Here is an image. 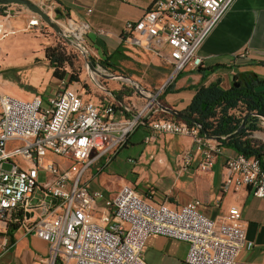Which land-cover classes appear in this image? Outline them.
I'll return each mask as SVG.
<instances>
[{
    "label": "built area",
    "instance_id": "built-area-1",
    "mask_svg": "<svg viewBox=\"0 0 264 264\" xmlns=\"http://www.w3.org/2000/svg\"><path fill=\"white\" fill-rule=\"evenodd\" d=\"M232 1L156 0L141 20L128 22L125 30L147 35L148 46H166L175 77L186 68L202 66L198 48ZM58 23L83 46L86 24ZM32 26H39V19ZM133 41L142 44L137 38ZM104 76L110 74L102 71L90 77L110 93L96 80H113ZM60 84L63 91L46 99L26 101L0 93V229L19 225L47 242L48 264H148L144 250L152 236L188 243L187 264H245L238 256L247 224L238 205L211 218L197 199L176 209L142 197L130 184L112 194L84 178L92 166H98L100 176L106 167L100 166L102 161H111L144 126L151 132L144 139L147 145L167 135L191 139L192 148L182 158L183 170L190 167L193 152L201 157L199 171L212 170L223 154L221 141L207 138L199 125L155 118L163 112L158 102L161 91L136 110L133 104L109 100L99 106L71 89L69 79ZM116 108L131 116L115 120ZM225 167L224 193L249 188L255 197L264 198L260 160L237 154L226 159ZM41 171L47 173L44 184L39 182Z\"/></svg>",
    "mask_w": 264,
    "mask_h": 264
},
{
    "label": "crops",
    "instance_id": "crops-1",
    "mask_svg": "<svg viewBox=\"0 0 264 264\" xmlns=\"http://www.w3.org/2000/svg\"><path fill=\"white\" fill-rule=\"evenodd\" d=\"M155 2L156 0H43L39 3L46 11L55 13L60 23L72 20L86 24L88 30L83 37V46L96 62L99 65L107 63V70L130 77L136 82L135 89L143 94L128 95L132 92V86L118 91L109 90L112 94L96 89L94 93L98 94L89 96H86L85 90L78 83L69 85L71 89L99 106L106 105V100H109L111 103L133 104L137 107L136 110L141 109L161 91L158 96L161 106L184 112L197 88L219 82L220 87L227 90L237 78L249 80V77L256 76L259 80H264V0H233L198 48L202 66L196 69L186 68L175 77H172L174 66L166 46H148L147 35L128 33L125 30L128 22L136 23L141 20ZM57 10L62 13L60 16L56 14ZM34 16L32 11L21 5L8 6L7 15L0 16V54L9 57L14 50H25L28 62L26 71H23L24 77L16 82L5 77V68L3 70L0 61V93L10 96L8 90H11L26 101L36 97L46 99L63 91L60 80L54 78V70L47 60L43 48L44 39L29 34L33 28L42 30V24L32 26ZM133 38L139 39L142 44H136ZM13 67L12 64L7 66L11 69ZM19 82L29 90L20 87ZM117 82L124 85L127 81ZM120 93L121 98L118 97ZM115 111V120L131 116L121 108H116ZM150 134L148 126L139 128L123 148L139 154V162L132 170L136 182L130 185L142 197L155 203H166L176 209L192 200H200L203 213L211 218L225 215L230 206L238 205L242 219L247 224L245 245L238 260L245 264H263L264 198L255 197L249 188H242L237 192L222 191V184L227 176L225 161L237 153L223 147V154L217 158L212 170L201 172L198 170L201 157L193 152L190 167L183 170L182 158L192 148L191 139L167 135L147 145L144 139ZM251 138L264 144V121L261 130L253 132ZM141 164L148 166L151 171L167 175L168 181L163 188L150 186V183L140 187V179L146 175L139 168ZM104 180L100 183V178L96 177L92 181V187H103L106 182H110L108 178ZM125 182L122 179L117 185ZM188 251L189 244L184 241L152 236L146 243L144 259L148 264H187ZM48 256L49 244L37 236L27 234L23 227L13 225L11 228L0 229V264H48Z\"/></svg>",
    "mask_w": 264,
    "mask_h": 264
},
{
    "label": "trees",
    "instance_id": "trees-1",
    "mask_svg": "<svg viewBox=\"0 0 264 264\" xmlns=\"http://www.w3.org/2000/svg\"><path fill=\"white\" fill-rule=\"evenodd\" d=\"M7 8L8 6L0 4V16L7 15ZM46 55L54 70V78L63 80L64 75L60 69L68 61L66 49L58 45L48 49ZM101 66L107 69V63ZM249 78H237L227 90L221 88L219 82L197 88L183 113L194 118L197 125L210 136L225 138L221 141L224 148L254 157L260 160L264 168V144L251 138L253 132L261 130L264 121V80H259L256 76ZM71 81L77 82L78 78L72 76ZM132 93L133 90L128 95ZM118 97L121 98V93ZM155 118L173 119V116L159 112ZM243 122L245 128L239 131Z\"/></svg>",
    "mask_w": 264,
    "mask_h": 264
},
{
    "label": "rangeland",
    "instance_id": "rangeland-1",
    "mask_svg": "<svg viewBox=\"0 0 264 264\" xmlns=\"http://www.w3.org/2000/svg\"><path fill=\"white\" fill-rule=\"evenodd\" d=\"M33 1H36L37 4L43 2V0H33ZM46 12L52 17V19L58 21L55 16V13H53L52 11H46ZM34 17L35 18L33 19V21L39 19L37 15H35ZM40 25L42 26V30H35V28H33L32 32H30L29 34H32V36H34L35 38L39 37L44 39L45 43L43 45V48L45 53H47L48 49L56 47L58 45H61L66 49V56L68 61L60 69V72L63 73L64 79L66 80L69 79V85H75V83H78L79 86H81L82 89L85 90V93L87 94L86 96L98 94L97 92L94 93V90L96 89L101 90V88L91 79L90 72L93 74H95V72L90 70L88 64L86 63L83 53L76 47L64 43L65 42L64 40L62 42L61 41L62 39L56 34V32L50 26H48L46 23H44L42 20L39 19V26ZM2 45L4 46L5 43H3ZM25 53H26L25 50H14L9 57L6 56L4 57L0 54V61L2 62L3 70L5 68L4 73L7 79H14L16 82H18L24 77L23 71H26V66L28 63L25 57L26 55ZM10 64L14 66L13 69L7 68V66H10ZM72 76H76L78 78V81L77 82L71 81ZM96 80L99 81V84L105 85L106 89L110 91H118L120 89L128 88L131 86V84L128 81L124 85H120L118 84L117 81H108V80L104 81L103 78L99 79L98 77H96ZM18 85L22 87L24 90H29L26 87H24L20 82L18 83ZM8 93L10 96L20 98L18 94L14 91L8 90ZM158 102L162 104V102L159 99ZM138 148H140V146ZM138 158H139V154H137L136 152H132L130 149H122L111 161L108 162L106 160L102 161V165L106 167L104 168L100 176L98 175V170H99L98 166H92L84 178L89 181H93V179H96V177L99 176L100 183L101 180L105 181L104 178H108L110 182H106L104 184L105 187L103 188L109 190V192L113 194L116 191H118L120 187L123 185V184L117 185L120 183L122 179L126 181L127 184H133L136 182V176L132 173V170L134 167L137 166L139 162ZM129 159L130 160L132 159V161H130ZM46 164L48 165V162H46ZM5 168H9V165H5ZM139 168H142L146 174L145 176H142L140 179V183L142 182L140 184L141 188L145 187L147 183H150L149 184L150 186L152 185L156 188L161 189L168 181L167 175L162 174V172L151 171L149 170L148 166H146L145 164L139 165ZM46 181H47V173L41 171L39 182L41 184H44Z\"/></svg>",
    "mask_w": 264,
    "mask_h": 264
},
{
    "label": "water",
    "instance_id": "water-1",
    "mask_svg": "<svg viewBox=\"0 0 264 264\" xmlns=\"http://www.w3.org/2000/svg\"><path fill=\"white\" fill-rule=\"evenodd\" d=\"M0 4L5 5V6H10V5L25 6L28 10L32 11L35 15H37L40 20H42L44 23H46L48 26H50L56 32V34L60 38H62L68 45L74 46L77 49H79L83 53L85 60H86V63L88 64L90 70L94 71L97 74H101L102 71H105V72L109 73L110 76H104V77H107L109 79L128 81L131 84V86L133 87L132 90H133L134 94H137L139 92L138 89H135V83L136 82L134 80H132L130 77L125 76L123 74L113 73V72L107 70L106 68H103L101 65H99L96 62L95 58L90 54V52L84 46L79 44L71 36H67L64 33L61 25L57 21L52 19V17L46 12V10L42 6L33 2V0H0ZM56 14L60 16L62 13L59 10H57ZM90 76H91V72H90ZM160 108L163 112L173 116L174 118H177V119L183 120V121H187V122H190V123L197 125L194 118L187 116L183 112H178V111L173 110L170 107L164 106V105H162ZM200 128H201V126H200ZM244 128H245V122L242 123L241 127L239 128V131H241ZM201 131L209 139H216L219 141H222L223 139H225L222 137L214 138V137L210 136L202 128H201Z\"/></svg>",
    "mask_w": 264,
    "mask_h": 264
}]
</instances>
